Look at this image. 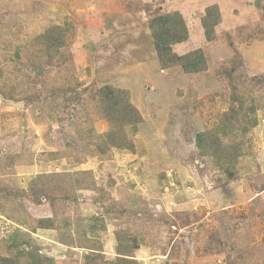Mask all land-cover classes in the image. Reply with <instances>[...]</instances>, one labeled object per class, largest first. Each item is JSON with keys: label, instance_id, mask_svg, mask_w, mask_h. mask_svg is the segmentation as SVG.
I'll return each mask as SVG.
<instances>
[{"label": "rangeland", "instance_id": "374dc122", "mask_svg": "<svg viewBox=\"0 0 264 264\" xmlns=\"http://www.w3.org/2000/svg\"><path fill=\"white\" fill-rule=\"evenodd\" d=\"M176 11L190 38L173 50L201 48L205 72L160 66L149 23ZM105 86L143 117L126 128L135 152L98 157L76 137L110 130L96 108ZM31 255L264 264V0H0V264Z\"/></svg>", "mask_w": 264, "mask_h": 264}, {"label": "trees", "instance_id": "16d2710c", "mask_svg": "<svg viewBox=\"0 0 264 264\" xmlns=\"http://www.w3.org/2000/svg\"><path fill=\"white\" fill-rule=\"evenodd\" d=\"M222 21L219 6L211 5L205 10L202 17V27L206 40L213 41L217 36L216 28ZM149 27L152 33L155 50L163 69L181 67L185 74H199L208 70V62L204 51L199 48L184 55L174 52L173 47L187 42L190 32L183 15L179 12L167 13L155 16L151 19ZM44 42H51L53 39L49 34L40 36ZM98 112L108 121L110 130L102 135L93 134L90 128L83 135L77 131V139L83 143V148L98 157H106L113 149L127 150L135 152L133 140L126 134V128H130L133 133L138 131V125L143 122V117L139 110L133 105L129 91L105 86L100 89L99 97L96 100ZM218 142L208 138L207 133L197 135V146L201 155L216 156ZM90 146L92 149H89ZM218 152V151H217ZM226 158L228 156H220ZM236 157V154H235ZM220 161L227 163L220 158ZM23 254V253H21ZM21 254H17L21 255ZM32 259L26 264H51V260L38 255H31ZM15 258V257H14ZM14 258H3V264H17ZM56 264V262L54 261Z\"/></svg>", "mask_w": 264, "mask_h": 264}]
</instances>
